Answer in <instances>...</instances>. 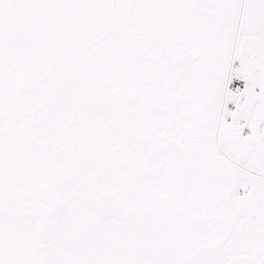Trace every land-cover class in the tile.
Segmentation results:
<instances>
[{
    "label": "snow or ice",
    "instance_id": "1",
    "mask_svg": "<svg viewBox=\"0 0 264 264\" xmlns=\"http://www.w3.org/2000/svg\"><path fill=\"white\" fill-rule=\"evenodd\" d=\"M0 264H264V0H0Z\"/></svg>",
    "mask_w": 264,
    "mask_h": 264
}]
</instances>
